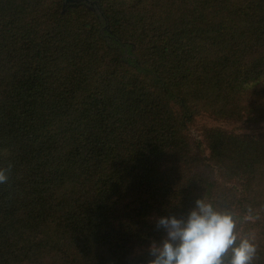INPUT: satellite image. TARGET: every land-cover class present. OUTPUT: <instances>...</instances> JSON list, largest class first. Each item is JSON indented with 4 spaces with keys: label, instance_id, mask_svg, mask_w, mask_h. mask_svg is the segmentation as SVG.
<instances>
[{
    "label": "trees",
    "instance_id": "trees-1",
    "mask_svg": "<svg viewBox=\"0 0 264 264\" xmlns=\"http://www.w3.org/2000/svg\"><path fill=\"white\" fill-rule=\"evenodd\" d=\"M95 1L0 0V264H148L197 200L264 264V0Z\"/></svg>",
    "mask_w": 264,
    "mask_h": 264
},
{
    "label": "clouds",
    "instance_id": "clouds-1",
    "mask_svg": "<svg viewBox=\"0 0 264 264\" xmlns=\"http://www.w3.org/2000/svg\"><path fill=\"white\" fill-rule=\"evenodd\" d=\"M12 163L0 167V184L8 180ZM186 220L173 215L161 216L156 228L166 238L149 245L153 257L148 264H224L222 257L231 249L230 264H252L256 246L246 237L237 244L236 221L228 212L216 211L212 204L197 200Z\"/></svg>",
    "mask_w": 264,
    "mask_h": 264
},
{
    "label": "rangeland",
    "instance_id": "rangeland-1",
    "mask_svg": "<svg viewBox=\"0 0 264 264\" xmlns=\"http://www.w3.org/2000/svg\"><path fill=\"white\" fill-rule=\"evenodd\" d=\"M91 2H98L95 0H90ZM84 5L87 9L95 12L97 14L96 11V6L95 5H87L85 3H81L80 6ZM78 6V7H80ZM77 8V7H76ZM68 9H72V8H68ZM62 11H63V5H62ZM97 16L100 19V22H104L106 25V20L102 21V18L97 14ZM104 27V26H103ZM197 124H206L208 126H219L221 128H226L228 130H235L237 133H242V132H246V133H254L256 131H254L255 129L253 128V125H250L248 123H242V121L240 122H233V121H216V120H212L210 117L207 116H202L199 117L197 119ZM264 128V126H263ZM190 136L194 139H201V137L198 135V132L196 131L195 126L191 127L190 129ZM101 251V255L98 257V263L97 264H117L115 261V255L114 253L110 252L108 249L106 250H100Z\"/></svg>",
    "mask_w": 264,
    "mask_h": 264
},
{
    "label": "water",
    "instance_id": "water-1",
    "mask_svg": "<svg viewBox=\"0 0 264 264\" xmlns=\"http://www.w3.org/2000/svg\"><path fill=\"white\" fill-rule=\"evenodd\" d=\"M81 3H85L87 5H95L97 14L102 18V21L105 20L99 2H91L90 0H63V11H66L68 8H76L80 6Z\"/></svg>",
    "mask_w": 264,
    "mask_h": 264
}]
</instances>
